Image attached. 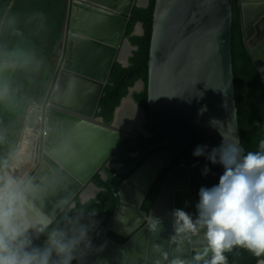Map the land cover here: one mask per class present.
<instances>
[{
    "label": "water",
    "instance_id": "95a60500",
    "mask_svg": "<svg viewBox=\"0 0 264 264\" xmlns=\"http://www.w3.org/2000/svg\"><path fill=\"white\" fill-rule=\"evenodd\" d=\"M139 1L69 0L60 60L43 100L42 115L47 123L40 134L38 162L28 176L46 189L45 209L55 213L54 222L64 210L75 206L71 204L73 199L106 163L119 169L110 177L103 171V178L109 180L115 194L116 207L94 253L86 260H77V257L93 239L101 222L90 214H81L72 223L71 228H78L79 225L87 228L86 238L74 253L76 258L72 264L89 261H94V264H156L158 260L160 264H168L160 252L154 251L155 245L160 246L161 252L168 253L169 261L177 256L191 260L193 254L206 245L203 239L206 229L185 240L179 246L181 250L177 251V244L171 241L175 235L173 212L177 192L190 187L191 174L204 188L218 185L224 168L219 162L213 164L207 157L213 148L220 147L221 134L229 139L238 137L241 158L244 155L233 64L234 0H156L149 57L148 105L151 117L165 140L141 153H133L137 160L130 167L122 169L121 164L109 160L114 157L121 142L134 135V129L150 135L142 125L135 127L117 123V114L124 99L130 97L136 102L132 93L137 84L116 108L113 123L104 122L96 115L114 63L117 60L123 63L119 49L125 43L132 50L137 48L126 37V32L135 5L146 7L150 3L147 0V4L141 5ZM238 4L244 42L264 80V37L256 43L252 42L257 32L256 23L264 16V0H238ZM138 26L141 31L138 33L136 29L133 34L144 33L143 24L139 22ZM123 64H129L128 58ZM63 71L98 83L95 84L99 85L97 110L94 116L79 111L82 110V103L95 93L87 82L68 85L73 107L64 103L52 105L60 111L96 121L124 135L122 141L102 158L97 169L87 176L86 182L45 152L46 143H52L58 137L59 118L49 106ZM201 92L204 93L203 98L198 97ZM204 105L207 111L198 115V110ZM213 118L219 121V130L210 126L209 121ZM69 123L64 127L65 131L69 126L66 136L69 139L74 128L79 129V133L80 129H84L83 134L90 138L89 130L92 128L97 146L104 144V138L95 128L79 122ZM198 145L207 146L204 156H193ZM91 147L90 143V150ZM176 156L183 163L169 173L150 211L144 210L143 204L157 178ZM205 166L209 169L206 175L203 174ZM126 174L129 176L116 187L115 179ZM60 201H67L63 210L57 208ZM149 217L161 220L156 233L148 229ZM76 221L79 223L76 224ZM110 230L127 240L122 243L107 239ZM42 236L34 237V244L42 246L46 240ZM210 256L211 253L206 259ZM261 260L264 259L257 264Z\"/></svg>",
    "mask_w": 264,
    "mask_h": 264
},
{
    "label": "clouds",
    "instance_id": "9594fccd",
    "mask_svg": "<svg viewBox=\"0 0 264 264\" xmlns=\"http://www.w3.org/2000/svg\"><path fill=\"white\" fill-rule=\"evenodd\" d=\"M239 11H240V7H239ZM240 17H241V12H240ZM263 19L264 16L256 23V27H257V32L255 33L256 35H258V31H259L258 28H260L258 26V23L264 21ZM137 23L134 27H137ZM134 31L135 30H133V32ZM142 34H135V35H142ZM262 38H259L258 41ZM61 42H63L62 38H61ZM124 45L125 44H123V46ZM123 46L119 49L120 53ZM61 48L62 47L60 43L59 53H61L60 52ZM137 48H134L133 50L131 49L132 55L134 54V50ZM130 54L128 56L129 64L126 66L130 65V57L132 56ZM4 56H10L12 58L11 67H15L17 63L23 66L30 62L29 54L20 49H17L16 51H13L11 53H0V57H4ZM8 67L9 64L4 59L0 58V73H3ZM52 76L50 78V83L52 81ZM135 85H136L135 88L136 90L132 93L133 97L135 93H140L144 91L145 88H147L148 91V86H147L148 83L146 85V82L142 79L137 80L132 87H134ZM132 87H130V89ZM128 94L126 96H128ZM8 95H9V87L5 81L0 79V102L6 100L8 98ZM203 95L204 93L201 92L200 95H198V97L203 98ZM43 100L40 101L38 104H36V108H37L36 112L40 111V115L42 116V118H43L42 115ZM135 101H136L135 104L142 110L143 120L139 126L142 125L146 129L147 110L144 106H142L139 102H137L136 99ZM99 110L100 107L98 111ZM206 111H207V106L204 105L198 110V115H203V113ZM96 115L97 117H101L104 122H107L104 120L102 116H99L98 114ZM128 118H129L128 121H125L124 125L126 126L135 125V122L132 121V117L130 116ZM113 119H114V115H113ZM113 119L107 123H113ZM46 123L47 121L45 122L44 126H46ZM218 123L219 121L215 118L209 121L210 126L217 129H218L217 127ZM68 124L70 125V123ZM68 129L69 126L68 128H66V133H68ZM41 131H39L38 133L35 132L39 136V143H40ZM133 133L134 135L131 136L132 138H138L141 135L147 138H150L152 136L151 132L150 135H146L143 131L138 129H134ZM45 134H47V131H45ZM221 136L223 139L220 147L213 148L207 157L213 164L219 162L224 168L223 174L219 177L218 185H215L211 188H204V187L200 188L199 202L196 205L198 214H196L194 210H191V212L192 211L194 212L193 214H191V212H186L185 210L179 208L175 209L173 212V216H174L173 226H174L175 235L171 237V241L177 244V251L181 250L179 246L182 245L185 240H190L192 237L196 236L201 229H206V231L203 233V239L206 241V245L203 247L201 251H197L196 253H194L191 260L181 259L179 256H177L171 259L170 261L168 260V253L161 252L160 246L155 245L154 251L160 252L163 260L168 261V264H201V262H203V264H227V257L225 256V254L235 251L236 246L246 248L248 251L253 253V255L259 257V260L264 259V151L261 152L248 151L241 158L242 149L241 147H239L238 137L233 136L231 139H229L227 136H224L222 134ZM128 138L129 137H127L125 140L121 142V144L117 147L116 151ZM2 140H3V135L0 134V141ZM206 148H207L206 145H198L193 151V156L196 157L204 156ZM260 148L264 150V140L260 142ZM116 151L114 152V157L109 160L112 163L121 164L122 169L127 168L124 166V164L115 162V160L117 159V156L115 155ZM143 151H136V152L141 153ZM135 157L137 160V156ZM38 158H39V149H38ZM179 159L181 161V163L179 164L180 166L183 162L180 157ZM175 160L165 170H163L160 173V175L164 171H166L175 162ZM22 163H24V161L19 152L12 153L7 158L0 159V264H72V261L76 258L74 253H76L79 245L86 238L87 235L86 226L79 225L78 228H76L75 226L72 228L71 227L64 228L58 225L57 227L54 228L52 227L55 224V222L58 220L59 216L64 211L73 210L74 208L77 207L78 203L82 205H86L92 202L93 200L98 199L100 193L104 191L102 187H100L98 184L92 181V178L98 172L89 179L86 186H84L82 190L73 199L71 204H75V206L69 210H64L54 222L55 213L48 212L45 209L46 189L41 185L36 184L33 181V179L30 176H28V174L31 171L27 174V176H17L10 171V169L19 167ZM104 166L114 169L115 173L119 170L116 167H112L108 165L107 163ZM104 166L99 171L103 180H105L103 178V171H105L103 169ZM208 171H209L208 167L205 166L203 169V174L206 175ZM108 176L110 177L109 174ZM128 176L129 174H126V177L118 184V186ZM192 177L195 178L191 174V179ZM195 179L197 180V178ZM105 181H108V185H109V180L107 179ZM197 181L199 182V180ZM190 185H191V181H190ZM91 187L95 188L97 190V193L88 199H84V194ZM66 203L67 201H60L59 204L57 205V208L63 210V205ZM81 214H90L95 219L99 220L101 222V225L96 231V233L99 230H101L103 222L101 219L97 217L98 215L97 212H86V213H80L79 215ZM76 217L74 218V220L76 219ZM74 220L71 221V226ZM75 223L78 224L79 222L76 221ZM160 224H161V220L158 217L156 218L149 217L148 229L150 232L156 233L159 230ZM110 232L113 231L110 230L109 233ZM96 233L94 234L93 239L95 238ZM112 234L122 238L123 240H113L110 238L107 239L122 243H124L127 240L126 238L118 234L115 233ZM40 235H43L42 238H46L42 246L34 244V237H38ZM93 239H91L90 241H92ZM85 250L80 255H82L85 252ZM209 253H211V256L210 258L206 259V257H209ZM80 255L77 257V260H83L79 258ZM54 256L55 259H53ZM89 262H92L94 264V261H89ZM81 263H85V262H80L79 264ZM156 264H160V261L159 260L156 261ZM259 264H264V260H261Z\"/></svg>",
    "mask_w": 264,
    "mask_h": 264
},
{
    "label": "trees",
    "instance_id": "16d2710c",
    "mask_svg": "<svg viewBox=\"0 0 264 264\" xmlns=\"http://www.w3.org/2000/svg\"><path fill=\"white\" fill-rule=\"evenodd\" d=\"M28 0H0V53H8L10 46L16 42L14 35L20 23L26 22L24 16L31 12L30 7H26ZM156 0H150L148 6H135L132 17L127 28L126 36L130 38L133 45L138 48L134 50V54L130 57V65L125 66L121 62L116 61L113 65L112 72L108 84L105 87V92L100 103L98 115L102 116L105 121L109 122L113 119L116 107L121 103V100L129 93L137 80L142 79L148 83L149 77V57L150 47L153 32V18L155 11ZM264 20V19H263ZM11 21V22H10ZM137 22H142L144 33L142 35H132L134 26ZM32 28H39L36 22L32 24ZM258 39L264 36V28H258ZM30 61L46 64L48 55L42 53L29 54ZM6 57V56H4ZM0 57V58H4ZM41 61V62H40ZM233 64L235 71L236 83V99L238 106V114L240 128L242 134V148L245 155L248 151L261 152L260 142L264 140V80L259 73L254 60L244 42L241 17L239 11L238 0H234L233 6ZM24 71H31V68L26 64L21 66ZM31 80L36 81V77ZM135 99L147 110L146 129L152 133L150 138L139 136L138 138L129 137L116 151L117 159L115 162L124 164L125 167L132 165L136 157L132 153L143 151L156 142H161L164 137L153 122L148 107V91L134 94ZM181 163L179 157H176L175 162L164 171L156 180L149 195L147 196L143 209L150 211L160 188L167 177L168 173L179 166ZM110 176L115 173L114 169L104 166L103 168ZM126 177L121 176L116 179L115 186ZM92 181L104 189L98 196V199L82 205L78 203L77 207L71 211H64L55 222L52 228L60 227L70 228L71 221L80 213L97 212V217L102 220L103 225L95 238L86 246L85 252L79 258L85 260L89 258L100 239L102 231L111 218L115 206V196L108 185V181L102 179L98 172ZM203 187L195 178L192 177L191 185L187 190L179 191L176 194V209H182L186 212L194 210L198 214L196 205L199 202V190ZM99 201V202H98ZM110 232L107 238L113 240H123L122 238ZM239 249V250H237ZM227 264H256L259 257H256L246 248L236 246V250L225 254ZM81 264H93L85 262ZM203 264V262H201Z\"/></svg>",
    "mask_w": 264,
    "mask_h": 264
},
{
    "label": "rangeland",
    "instance_id": "374dc122",
    "mask_svg": "<svg viewBox=\"0 0 264 264\" xmlns=\"http://www.w3.org/2000/svg\"><path fill=\"white\" fill-rule=\"evenodd\" d=\"M69 0H28L31 12L24 16L26 22L17 27L16 40L8 53L23 50L28 54L42 53L48 55L45 65L30 61L27 65L31 71H24L19 63L11 67L12 58L3 59L9 67L0 73V79L9 87L8 98L0 102V159L21 151L24 161L19 167L10 171L17 176H27L38 160L39 136L35 133L33 117L36 104L47 93L50 78L59 62L60 43L65 30ZM37 23L39 28H32ZM137 27H134L136 30ZM41 62V61H40ZM36 77L37 80H31Z\"/></svg>",
    "mask_w": 264,
    "mask_h": 264
},
{
    "label": "bare ground",
    "instance_id": "6f19581e",
    "mask_svg": "<svg viewBox=\"0 0 264 264\" xmlns=\"http://www.w3.org/2000/svg\"><path fill=\"white\" fill-rule=\"evenodd\" d=\"M139 3L141 5H145L147 4V0H140ZM140 31V26H138L137 32L139 33ZM63 38L64 33L62 35V40ZM130 52L131 46L128 43H125L120 53V59L123 63H127V58ZM84 82H87L95 93L92 97L82 103V110L79 111L94 116L97 110L99 90V85L95 84L98 83L72 72L63 71L60 76L59 83L54 90L51 101L52 103L49 106L50 111L56 114L59 118L58 137L54 142L46 143L45 145V152L49 156L57 160L69 171L78 174L80 180L83 182L87 180L88 175L92 174L97 169L99 163L106 153L124 138L122 133L110 129L101 123L78 118L74 115L60 111L52 105L53 103H64L73 107L72 103L70 102L72 95L70 90L67 91L69 89L68 85L71 86L72 83L83 84ZM130 116L132 117V121L135 122V126H139L141 124L143 120L142 110L133 102L130 97H128L124 99L123 104L118 111L117 123L123 125L125 121H128V117ZM70 121L79 122L81 125L87 124L95 128L104 138V144L102 146H97L98 141L92 134V130H94L92 128L89 130L90 138L83 134L84 129H80L79 133V129L77 128H74L71 131L70 139L66 137L68 133H66V130L64 131V127L69 125L68 123ZM45 122V119H43L40 115V111H37L33 117L35 132L38 133L41 131ZM90 143L92 145L91 150L89 149ZM19 153H21V151ZM96 193L97 190L91 187L84 194V199H88L94 196Z\"/></svg>",
    "mask_w": 264,
    "mask_h": 264
},
{
    "label": "flooded vegetation",
    "instance_id": "af4514ba",
    "mask_svg": "<svg viewBox=\"0 0 264 264\" xmlns=\"http://www.w3.org/2000/svg\"><path fill=\"white\" fill-rule=\"evenodd\" d=\"M258 26H259L260 28H264V21L259 22V23H258ZM257 41H258V35H255V37L253 38V42H257Z\"/></svg>",
    "mask_w": 264,
    "mask_h": 264
}]
</instances>
